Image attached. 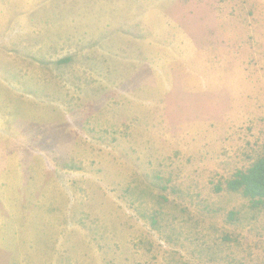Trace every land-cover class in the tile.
<instances>
[{"label": "rangeland", "instance_id": "1", "mask_svg": "<svg viewBox=\"0 0 264 264\" xmlns=\"http://www.w3.org/2000/svg\"><path fill=\"white\" fill-rule=\"evenodd\" d=\"M263 155L264 0H0V264H264Z\"/></svg>", "mask_w": 264, "mask_h": 264}, {"label": "trees", "instance_id": "2", "mask_svg": "<svg viewBox=\"0 0 264 264\" xmlns=\"http://www.w3.org/2000/svg\"><path fill=\"white\" fill-rule=\"evenodd\" d=\"M60 62L66 63L67 59ZM225 187L227 191L240 193L249 200L252 207L261 205L264 201V155L247 169L237 171L231 179L226 181Z\"/></svg>", "mask_w": 264, "mask_h": 264}]
</instances>
